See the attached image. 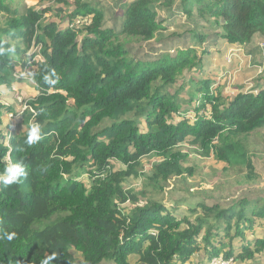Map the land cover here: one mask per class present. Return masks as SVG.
I'll return each instance as SVG.
<instances>
[{
  "label": "trees",
  "instance_id": "obj_1",
  "mask_svg": "<svg viewBox=\"0 0 264 264\" xmlns=\"http://www.w3.org/2000/svg\"><path fill=\"white\" fill-rule=\"evenodd\" d=\"M14 1L0 0V87L11 89L20 67L37 93L19 123L0 128V172L20 163L28 173L19 184L0 183V264H131L132 256L140 264H171L175 257L188 264L202 248L208 261L236 262L264 252V238L237 250L224 240L244 239L264 221V194L202 205L191 219L147 191L162 192L172 177L192 174L183 144L226 167L243 164L257 177L240 138L264 128V73L256 76L264 60V0H116L111 26L99 0H74L67 13ZM157 1L173 18L181 13L200 22V30L159 34ZM231 47L244 51L228 61ZM249 54L253 65L241 66L236 93L213 86L216 73ZM254 75L255 88L247 89L243 81ZM7 109L0 103V127ZM33 124L41 139L30 146ZM146 156L155 161L142 187H125L143 178ZM112 160L123 168L114 169Z\"/></svg>",
  "mask_w": 264,
  "mask_h": 264
},
{
  "label": "rangeland",
  "instance_id": "obj_2",
  "mask_svg": "<svg viewBox=\"0 0 264 264\" xmlns=\"http://www.w3.org/2000/svg\"><path fill=\"white\" fill-rule=\"evenodd\" d=\"M67 5L62 3H55L49 0H16L12 3V6H18L20 3L24 2L25 6H34L36 9H41L45 6H51L52 8L59 7L62 11L66 13L73 9L74 0H66ZM101 5L105 9V21L108 26H111V12H113L116 0H99ZM161 1L156 2V9L158 11L159 18L162 20L163 29L159 34L163 36H169L172 33H182L183 30H200L201 24H196L195 19L186 20L184 16L172 17L171 12L165 10L164 5L160 4ZM22 7V5L20 6ZM117 9V8H116ZM60 13H63V12ZM49 14V13H48ZM3 14H0V24L3 21ZM46 17V16H45ZM49 18V17H46ZM62 20L61 18H59ZM58 19V20H59ZM66 20L62 21L64 23ZM207 26V25H206ZM212 26H208L207 29L211 30ZM191 38H187V43L191 42ZM259 47L264 48V40L259 41ZM173 47H178L176 44ZM262 50V49H261ZM34 49L31 51L33 52ZM31 54V53H30ZM233 53H227L226 57L228 61H231L236 55ZM254 55H257L253 53ZM254 55L249 54L247 57V62L243 60V56L238 57V63L233 70H224L218 72L213 77V86L220 84L223 87V91L233 94L232 92L237 91L236 89V75L238 74L241 66L244 64H250V60ZM24 55L23 58H27ZM263 57V51H262ZM262 68V73H264V60L256 65ZM17 76L21 79L15 80L12 83L11 89L6 87H0V103L4 104L5 107H11L12 112L7 110L3 111L2 114V124L0 128L4 130L6 127L10 130L16 123L20 121V112L25 108L27 100L36 95L37 91L34 90V83L31 82L29 74L25 72L23 75L19 74L18 71L21 70L17 67ZM261 73L257 71L256 76ZM256 76H252L243 81L247 89L255 88L251 80L255 79ZM239 84V83H238ZM186 98V96H183ZM11 114L13 115L12 117ZM18 115V116H17ZM193 116V115H192ZM131 117V114L128 115ZM112 123L111 120L105 121L102 126H108ZM10 126V127H8ZM23 128V127H22ZM15 130V128H14ZM13 130V131H14ZM244 148L249 153L248 156L252 158L255 164V172L257 177L253 178L251 173H248V169L243 164L225 166V163L216 160L214 157H205L199 154L198 149L191 145L183 144L179 149L188 154L187 165L191 166L193 172L191 175H184L182 177H172L164 187L162 192L149 191L151 187H148L147 191L149 196L155 198L162 202L166 208L174 212L179 217H187L194 219L196 216L201 214V206L205 204H220L227 206L232 204L235 200L240 197L247 196L249 198H255L264 194V128L252 132L245 138H240ZM155 161V157L146 156L141 159L140 171L144 174L143 178L139 177L137 180L129 179L125 187L139 189L143 185V181L146 175L150 174V169ZM114 169H122L123 165L117 161L112 160ZM80 179L89 185L90 178L88 177L85 170H82ZM252 176V178H251ZM177 205V207H175ZM128 207V206H126ZM195 209V211H192ZM211 222H214L212 217ZM253 230L245 231V238H233L224 237V240L232 246H235V250L240 249L245 240H254L255 238H264V221H257L254 224ZM234 232L232 229L231 234ZM223 235V233H222ZM264 255V252L260 253ZM105 264H112V262H107ZM236 264V262H235Z\"/></svg>",
  "mask_w": 264,
  "mask_h": 264
},
{
  "label": "clouds",
  "instance_id": "obj_3",
  "mask_svg": "<svg viewBox=\"0 0 264 264\" xmlns=\"http://www.w3.org/2000/svg\"><path fill=\"white\" fill-rule=\"evenodd\" d=\"M56 81H53L55 83ZM40 127L39 125H31L29 128V132L27 135L26 143L28 145H34L38 140L41 139L40 136ZM28 173L25 170V166L20 163L10 164L4 168L2 172H0V183H2L5 187L11 184H19L20 181L18 177L24 176L27 177ZM13 234H9V239L12 238ZM51 259V257H49ZM43 264H48V260L43 261Z\"/></svg>",
  "mask_w": 264,
  "mask_h": 264
},
{
  "label": "crops",
  "instance_id": "obj_4",
  "mask_svg": "<svg viewBox=\"0 0 264 264\" xmlns=\"http://www.w3.org/2000/svg\"><path fill=\"white\" fill-rule=\"evenodd\" d=\"M236 49H239V48L231 47V48H229L227 53L235 54ZM239 50L244 51L243 48H240ZM233 54L231 55V57L233 56ZM137 259H138L137 256H132L129 261L131 264H140L137 262ZM207 262H208V256H207L204 248H202V249H200V251L192 254L190 256V258L185 261V263H188V264H206ZM181 263H182L181 259L175 257L171 264H181ZM236 264H264V255L259 254L253 260H243V261L237 260Z\"/></svg>",
  "mask_w": 264,
  "mask_h": 264
},
{
  "label": "built area",
  "instance_id": "obj_5",
  "mask_svg": "<svg viewBox=\"0 0 264 264\" xmlns=\"http://www.w3.org/2000/svg\"><path fill=\"white\" fill-rule=\"evenodd\" d=\"M261 71H262V68L259 67L258 72H261ZM206 264H235V260L233 257L224 258L222 256H217V257L212 258Z\"/></svg>",
  "mask_w": 264,
  "mask_h": 264
}]
</instances>
